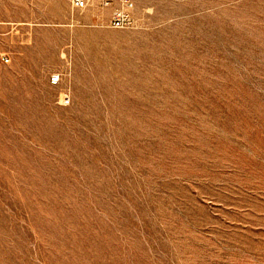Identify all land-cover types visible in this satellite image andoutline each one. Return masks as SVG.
Returning <instances> with one entry per match:
<instances>
[{"label": "rangeland", "instance_id": "obj_1", "mask_svg": "<svg viewBox=\"0 0 264 264\" xmlns=\"http://www.w3.org/2000/svg\"><path fill=\"white\" fill-rule=\"evenodd\" d=\"M135 1L0 0V264H264V0Z\"/></svg>", "mask_w": 264, "mask_h": 264}, {"label": "built area", "instance_id": "obj_2", "mask_svg": "<svg viewBox=\"0 0 264 264\" xmlns=\"http://www.w3.org/2000/svg\"><path fill=\"white\" fill-rule=\"evenodd\" d=\"M71 10L83 11L88 8H98L109 11V24L112 28H128L135 24L133 13L135 0H69ZM8 56L0 54V65L8 62ZM60 82L58 74L49 77V84L56 86Z\"/></svg>", "mask_w": 264, "mask_h": 264}]
</instances>
